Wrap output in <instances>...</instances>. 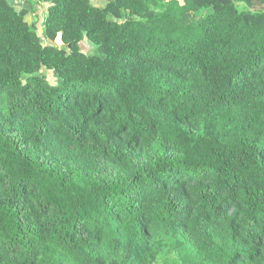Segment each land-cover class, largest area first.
<instances>
[{"label":"trees","instance_id":"1","mask_svg":"<svg viewBox=\"0 0 264 264\" xmlns=\"http://www.w3.org/2000/svg\"><path fill=\"white\" fill-rule=\"evenodd\" d=\"M0 264H264V0H0Z\"/></svg>","mask_w":264,"mask_h":264},{"label":"rangeland","instance_id":"2","mask_svg":"<svg viewBox=\"0 0 264 264\" xmlns=\"http://www.w3.org/2000/svg\"><path fill=\"white\" fill-rule=\"evenodd\" d=\"M108 0H90L91 4L95 7H98V8H101L103 7L106 3H107ZM41 6L43 7V5L41 4ZM38 20V19H37ZM38 23V22H36ZM40 26V22H39V25ZM59 41H56V45H59ZM81 50L83 53L85 54H94V50L91 49V47L87 44V41H84L82 43V47H81ZM47 74V73H46Z\"/></svg>","mask_w":264,"mask_h":264},{"label":"crops","instance_id":"3","mask_svg":"<svg viewBox=\"0 0 264 264\" xmlns=\"http://www.w3.org/2000/svg\"><path fill=\"white\" fill-rule=\"evenodd\" d=\"M20 4H21L20 2L17 3V5H20ZM17 8H18V7H17ZM42 8H43L42 6L39 7V11H38V12H40V14L42 13ZM41 15H42V14H41Z\"/></svg>","mask_w":264,"mask_h":264}]
</instances>
